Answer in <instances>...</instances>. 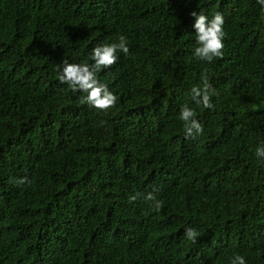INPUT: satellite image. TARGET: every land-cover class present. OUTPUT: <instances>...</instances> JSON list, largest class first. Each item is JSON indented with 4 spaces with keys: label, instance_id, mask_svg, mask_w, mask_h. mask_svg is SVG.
<instances>
[{
    "label": "trees",
    "instance_id": "1",
    "mask_svg": "<svg viewBox=\"0 0 264 264\" xmlns=\"http://www.w3.org/2000/svg\"><path fill=\"white\" fill-rule=\"evenodd\" d=\"M192 11L224 16L222 58L194 57ZM120 35L129 54L97 73L117 103L101 112L58 66ZM205 71L211 110L191 97ZM185 104L203 128L188 138ZM260 146L257 0H0V264H264Z\"/></svg>",
    "mask_w": 264,
    "mask_h": 264
},
{
    "label": "clouds",
    "instance_id": "2",
    "mask_svg": "<svg viewBox=\"0 0 264 264\" xmlns=\"http://www.w3.org/2000/svg\"><path fill=\"white\" fill-rule=\"evenodd\" d=\"M262 8H264V0H257ZM194 17L192 27L195 30L196 47L193 55L197 60L211 63L214 59L224 56V39L226 33L224 31V16L217 12L211 19L203 12L190 13ZM122 52L125 55L129 54L127 38L120 35L118 42L111 44H101L92 49L91 61L83 64L69 63L63 61L62 68L58 66V80L61 84H66L73 92L77 90L87 93L84 97V102L91 108L101 112H107L114 108L117 103V96L114 95L108 88L107 84L100 82L97 73L102 69L112 67L118 59L117 53ZM218 95V92L210 84L208 75L202 73L201 84L193 86L191 89L192 100L205 109H213L214 104L211 102L213 96ZM196 112L188 105H183L180 109L179 119L184 122L186 138L194 135H199L203 132V128L197 119ZM258 157H264V146L256 149L255 153ZM17 184L25 182L24 178L15 181ZM141 193H136L129 196V201H136ZM144 199L153 201L154 211H159L163 207V201L157 200L153 192H149L144 196ZM186 239L195 243L199 233L192 229L185 230ZM230 264H246V260L242 255H235Z\"/></svg>",
    "mask_w": 264,
    "mask_h": 264
}]
</instances>
